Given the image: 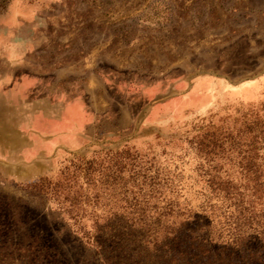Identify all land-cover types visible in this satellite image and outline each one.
Segmentation results:
<instances>
[{
    "label": "rangeland",
    "instance_id": "374dc122",
    "mask_svg": "<svg viewBox=\"0 0 264 264\" xmlns=\"http://www.w3.org/2000/svg\"><path fill=\"white\" fill-rule=\"evenodd\" d=\"M245 161L264 175V0H0V264H164L141 210L264 264L226 197ZM63 172L76 219L30 188Z\"/></svg>",
    "mask_w": 264,
    "mask_h": 264
},
{
    "label": "trees",
    "instance_id": "16d2710c",
    "mask_svg": "<svg viewBox=\"0 0 264 264\" xmlns=\"http://www.w3.org/2000/svg\"><path fill=\"white\" fill-rule=\"evenodd\" d=\"M239 168L241 169L242 180L239 183L232 181V186L226 185L227 188L225 189H232L231 193L227 192L226 197L232 199V206L237 214L236 219L241 221L242 224L251 225L249 228H252V225L259 227L260 230L255 229L257 240H264V175L260 174L258 167L251 161L239 162ZM61 175V178L57 181L42 179L31 185L30 188L42 195L50 194L58 204L69 203L64 205L62 209L72 219H76L81 215V208L78 201L80 196L75 190L74 192L71 190V186L73 187V184H75L71 179L75 177H68V174L64 172ZM210 182L214 184V182ZM220 186L222 185L220 184ZM128 214L135 216V218L128 219V221L130 226H140L144 233L140 234L142 240H146V238L147 240H161L156 242L155 247H159L161 251L170 254L169 258L164 259V264H212L210 259L200 260L198 257L199 255L207 257L212 248H216L208 225L198 224L197 227L185 229V233L188 235L186 239L197 244L196 249H198L199 254H195L194 251L187 252L181 247V239L176 229L171 230L160 226L159 216L154 218L144 210L131 211ZM128 236L129 239L132 237L131 234H128ZM103 237V231L97 229L91 240H103ZM239 237H237V240L244 239L243 235ZM114 238L116 240L123 239L119 234H115ZM192 247H194L193 244L188 246L189 249H192Z\"/></svg>",
    "mask_w": 264,
    "mask_h": 264
}]
</instances>
